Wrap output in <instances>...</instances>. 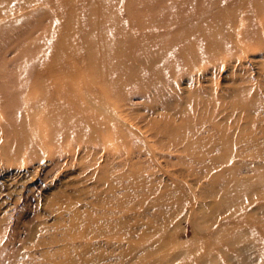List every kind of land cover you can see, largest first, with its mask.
<instances>
[{"label":"rangeland","instance_id":"1","mask_svg":"<svg viewBox=\"0 0 264 264\" xmlns=\"http://www.w3.org/2000/svg\"><path fill=\"white\" fill-rule=\"evenodd\" d=\"M0 264H264V0H0Z\"/></svg>","mask_w":264,"mask_h":264}]
</instances>
